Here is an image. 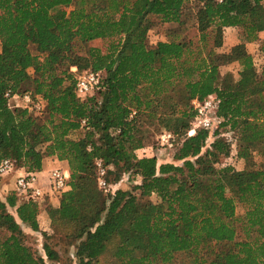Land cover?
<instances>
[{
	"label": "trees",
	"instance_id": "trees-1",
	"mask_svg": "<svg viewBox=\"0 0 264 264\" xmlns=\"http://www.w3.org/2000/svg\"><path fill=\"white\" fill-rule=\"evenodd\" d=\"M193 2L206 21L197 38L148 48L150 28L183 25ZM229 28L264 57V0H0V163L35 174L55 158L69 169L68 190L46 210L48 232L39 228L38 204L0 197V264H58L48 241L63 238L78 243L77 264L106 255L113 264H175L181 253L189 264H264V65L257 71L239 48L219 52ZM228 60L236 80L220 72ZM86 70L104 82L80 98L76 77ZM179 89L187 100L164 105L161 115L185 137L174 155L181 164L137 158L141 139L130 115ZM25 94L43 101V117L10 108ZM212 95L216 127L186 136L195 116L189 101ZM220 128L236 136L239 158L256 152L262 168L217 167L230 155V144L215 138ZM95 161L140 183L103 192ZM23 227L41 233L46 260Z\"/></svg>",
	"mask_w": 264,
	"mask_h": 264
},
{
	"label": "rangeland",
	"instance_id": "rangeland-1",
	"mask_svg": "<svg viewBox=\"0 0 264 264\" xmlns=\"http://www.w3.org/2000/svg\"><path fill=\"white\" fill-rule=\"evenodd\" d=\"M69 10V9H67ZM57 11L55 10L54 13ZM188 18H186L183 25L177 24H155L153 25L148 34H147V47L154 48L158 42L166 41H178V42H188L190 40H195L198 35V31L206 25V21L203 20V15L200 12V5L196 2H193L189 5ZM259 41H264V32L258 35ZM221 45L219 52H229L239 48V51L246 52L251 55L255 64L257 71L264 65V57L260 56L257 52L258 43L252 44H243L239 41V36L234 29H224L220 36ZM0 59H1V47H0ZM228 65L221 67L220 72L222 75L226 73H231L234 80L237 79V64L228 60ZM88 71V70H86ZM32 73V71H30ZM187 100V95L185 90L179 89L174 93H171L161 99L156 100L154 107L148 111H143L141 109L140 113H136L134 117H137V122L135 123L136 128L138 129V137L141 139V148L135 150V155L137 158H152L155 157L157 160V165L160 164H174L179 166L181 163L174 161V155L182 143L184 136H177L173 134L169 128L166 126V117L161 115V110L164 105L170 103H181ZM14 105V104H12ZM189 106L192 111L195 113L192 100L189 101ZM36 117L40 118L42 114H34ZM43 117V116H42ZM133 117V118H134ZM195 117V116H194ZM193 117V119H194ZM42 119V118H41ZM193 119L189 122V130L192 127ZM217 136L215 138H223L230 144V155L227 158H221L217 167L230 166L236 171H243L245 169L253 168L258 169L262 168V158L256 153L252 152L247 159H241L237 156V147L232 145V139H235L236 136L228 131V128H220L217 130ZM164 134H170V140H162L161 136ZM213 140H210V142ZM97 176V175H96ZM97 181V177H96ZM107 183L112 187L113 190H128L131 186L137 185L140 183V180L137 177H134L130 174H116L113 168H109L107 171ZM98 186V185H97ZM145 201H149L152 205L158 203V199L155 196H151ZM151 206L148 208V215H151L152 209ZM50 208H56L49 206ZM48 207L41 206L39 207L38 223L41 230L49 231V220L47 213L42 211L47 210ZM9 212L13 215L14 210L9 209ZM242 208L237 205L235 213L236 215L242 214ZM40 230V231H41ZM23 231L29 235V243L32 248L37 251L38 256L46 260L45 255L42 250L43 238L40 232L33 233L29 229L23 227ZM52 249L55 251L56 256L58 257V264H77L75 258L76 244H72L69 239H54L48 241ZM189 258L187 253L176 254L174 257L175 264L188 263ZM114 259L110 255H106L98 264H113Z\"/></svg>",
	"mask_w": 264,
	"mask_h": 264
},
{
	"label": "built area",
	"instance_id": "built-area-1",
	"mask_svg": "<svg viewBox=\"0 0 264 264\" xmlns=\"http://www.w3.org/2000/svg\"><path fill=\"white\" fill-rule=\"evenodd\" d=\"M221 3L224 0H215ZM104 77L102 73H94L92 71H84L76 77V95L80 98L91 97L95 95L102 87ZM5 98L10 101L12 97L10 93H5ZM217 100L215 96H208L202 101L192 100V106L195 111V117L192 122V127L188 136H192L198 129L213 130L218 123L215 118L217 109ZM12 109L28 110L34 114H42L43 101L40 98L34 100L30 95H22L14 105H10ZM136 113L130 115L132 118ZM162 140H170V134L161 136ZM96 169L97 185L103 192H113L112 187L107 183L108 169L103 166L100 161L94 163ZM14 170L13 164L8 161L0 163V177L7 175ZM50 193L57 196L68 190V175L61 169H54L50 171L49 177ZM14 195L19 203H34L39 204L44 200L45 193L37 186V177L34 173H27L20 176L15 181Z\"/></svg>",
	"mask_w": 264,
	"mask_h": 264
},
{
	"label": "crops",
	"instance_id": "crops-1",
	"mask_svg": "<svg viewBox=\"0 0 264 264\" xmlns=\"http://www.w3.org/2000/svg\"><path fill=\"white\" fill-rule=\"evenodd\" d=\"M54 169H61L67 175H69V169L67 163L65 161H58L55 158H45L43 160L42 170L38 173H35L37 177V186L40 187L42 191L45 193L44 200L40 201V203L38 204L40 208L42 205L48 207L49 203L50 206L52 207H57L59 204V197L55 194H51L49 188V181H48L49 173ZM25 174H27L26 170L14 168V170H12L7 175L1 176L0 197L2 198L4 195L8 193H14L16 179ZM42 211L45 214L46 210L42 208Z\"/></svg>",
	"mask_w": 264,
	"mask_h": 264
}]
</instances>
